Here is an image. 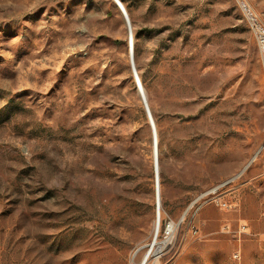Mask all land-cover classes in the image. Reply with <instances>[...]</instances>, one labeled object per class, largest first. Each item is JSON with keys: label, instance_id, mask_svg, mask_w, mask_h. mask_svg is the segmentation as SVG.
<instances>
[{"label": "rangeland", "instance_id": "rangeland-1", "mask_svg": "<svg viewBox=\"0 0 264 264\" xmlns=\"http://www.w3.org/2000/svg\"><path fill=\"white\" fill-rule=\"evenodd\" d=\"M121 1L0 0V264H264V0Z\"/></svg>", "mask_w": 264, "mask_h": 264}, {"label": "bare ground", "instance_id": "bare-ground-1", "mask_svg": "<svg viewBox=\"0 0 264 264\" xmlns=\"http://www.w3.org/2000/svg\"><path fill=\"white\" fill-rule=\"evenodd\" d=\"M114 1L116 2V4L119 6V8L121 9V11L123 13V16H124V19H125V23H126V26H127V29H128V39H129V41H131V47H132L131 52H132V57H133V60H134V31H133V24H132V21H131V17L129 15L125 5L123 4V2L121 0H114ZM241 4H242L243 7H245V6L249 7L245 2H241ZM133 63H134V61H133ZM137 78H139V80H140L139 75H138ZM142 92H143V96L145 98L146 104L148 106V112L150 113V117H151V119L153 121L152 122L153 123V134H154V137H155V141H154V144H153V146H154L153 150H154V168H155V170H154V178H155L156 201L158 203V210H157L158 212H157L156 221H155V225H156V228H157V227H160V222H161V180H160L161 176H160V155H159V145H158V133H157L156 123L154 121L151 109L149 107L148 97H147L146 91H145L143 86H142ZM254 159H255V157L251 158V160L247 163V165L245 167L247 168L254 161ZM240 174H242V173H239V174L235 175L230 180H233V179L237 178ZM227 183H229V182H226V183H223V184H227ZM223 184L218 185L214 189L222 186ZM214 189H213V192H214ZM200 198H202V196H198L195 199L194 202L198 201ZM173 224H174V222L172 223V230H173ZM163 242H165V241H159L158 240V233H157L156 236L154 237V239L148 244V248H147L146 252L144 253V255L142 256L141 261L138 262V263L136 261L137 254L139 253V250L141 248L140 247V248H138L137 250H135L132 253L131 258H130V264H149V261H150V259L153 256L154 257L156 256V259H158L160 257V255L162 254L164 248H165V244H162Z\"/></svg>", "mask_w": 264, "mask_h": 264}, {"label": "built area", "instance_id": "built-area-1", "mask_svg": "<svg viewBox=\"0 0 264 264\" xmlns=\"http://www.w3.org/2000/svg\"><path fill=\"white\" fill-rule=\"evenodd\" d=\"M243 7V6H242ZM244 14L246 16V19L248 20L251 30L256 38V41L258 43V46L260 48V51L263 55L264 58V24L258 17V15L250 8V7H243ZM136 82L138 84V78L135 75ZM167 227H172V223L168 224ZM241 232H246V227L243 226L240 228ZM234 258L235 259H240L241 258V250L239 249L234 253Z\"/></svg>", "mask_w": 264, "mask_h": 264}, {"label": "crops", "instance_id": "crops-1", "mask_svg": "<svg viewBox=\"0 0 264 264\" xmlns=\"http://www.w3.org/2000/svg\"><path fill=\"white\" fill-rule=\"evenodd\" d=\"M260 150V149H259ZM257 153H259V151H257Z\"/></svg>", "mask_w": 264, "mask_h": 264}]
</instances>
